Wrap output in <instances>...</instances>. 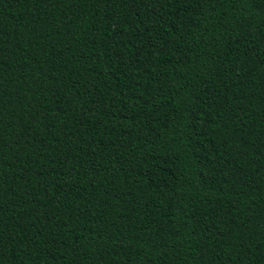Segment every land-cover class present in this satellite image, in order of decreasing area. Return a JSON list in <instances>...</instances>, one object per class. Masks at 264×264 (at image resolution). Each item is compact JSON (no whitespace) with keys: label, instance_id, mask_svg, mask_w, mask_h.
Masks as SVG:
<instances>
[{"label":"trees","instance_id":"16d2710c","mask_svg":"<svg viewBox=\"0 0 264 264\" xmlns=\"http://www.w3.org/2000/svg\"><path fill=\"white\" fill-rule=\"evenodd\" d=\"M0 264H264V0H0Z\"/></svg>","mask_w":264,"mask_h":264}]
</instances>
